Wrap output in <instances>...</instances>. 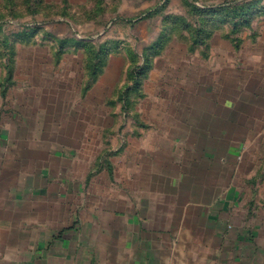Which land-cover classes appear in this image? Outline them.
Wrapping results in <instances>:
<instances>
[{"label":"rangeland","instance_id":"374dc122","mask_svg":"<svg viewBox=\"0 0 264 264\" xmlns=\"http://www.w3.org/2000/svg\"><path fill=\"white\" fill-rule=\"evenodd\" d=\"M194 157L264 195V0H0V178L63 224Z\"/></svg>","mask_w":264,"mask_h":264},{"label":"crops","instance_id":"0c3cea01","mask_svg":"<svg viewBox=\"0 0 264 264\" xmlns=\"http://www.w3.org/2000/svg\"><path fill=\"white\" fill-rule=\"evenodd\" d=\"M198 159L163 163L63 224L37 179L0 178V264H264V195Z\"/></svg>","mask_w":264,"mask_h":264}]
</instances>
